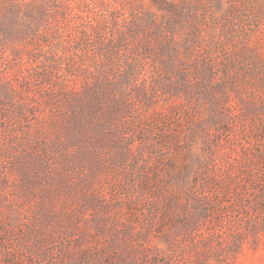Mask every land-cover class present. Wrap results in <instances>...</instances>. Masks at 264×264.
I'll use <instances>...</instances> for the list:
<instances>
[{
  "label": "rangeland",
  "instance_id": "obj_1",
  "mask_svg": "<svg viewBox=\"0 0 264 264\" xmlns=\"http://www.w3.org/2000/svg\"><path fill=\"white\" fill-rule=\"evenodd\" d=\"M0 264H264V0H0Z\"/></svg>",
  "mask_w": 264,
  "mask_h": 264
}]
</instances>
